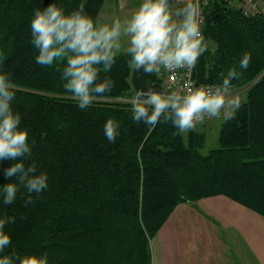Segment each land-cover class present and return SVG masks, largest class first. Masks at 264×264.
Wrapping results in <instances>:
<instances>
[{
  "label": "trees",
  "instance_id": "trees-1",
  "mask_svg": "<svg viewBox=\"0 0 264 264\" xmlns=\"http://www.w3.org/2000/svg\"><path fill=\"white\" fill-rule=\"evenodd\" d=\"M105 0H0V73L16 85L12 107L21 115L38 172L48 187L31 194L21 185L15 202L3 203L4 175L14 161H0V218L11 244L3 255H47L48 264H151L150 239L173 208L225 195L264 216V15L245 16L238 0H207L203 35L207 51L193 68L197 83L232 84L245 97L235 118L222 121L218 146L202 153L205 133L177 134L170 122L149 128L132 119L127 99L149 87L163 90L157 74L131 72L124 51L108 76L114 88L81 110L63 89L57 66L35 62L30 22L35 9L54 3L65 13L85 5L95 22ZM249 53V67L239 61ZM101 74V80L104 77ZM249 85L248 87H246ZM246 87L244 90L243 88ZM240 91V92H241ZM120 123L115 143L104 135L107 119Z\"/></svg>",
  "mask_w": 264,
  "mask_h": 264
},
{
  "label": "clouds",
  "instance_id": "clouds-1",
  "mask_svg": "<svg viewBox=\"0 0 264 264\" xmlns=\"http://www.w3.org/2000/svg\"><path fill=\"white\" fill-rule=\"evenodd\" d=\"M203 23L199 0H140L138 7L123 19L109 23H97L85 12V5L66 14L62 7L52 3L43 10L35 9L30 22L31 43L38 51L36 64L42 67L57 66L64 81L63 89L78 102L81 110L90 107L98 98H106L114 88L110 73L122 48L130 56L131 72L159 74L162 70L174 73L179 69L189 72L197 66L208 45L201 32ZM126 45V47H124ZM251 61L245 53L239 61L241 69H247ZM104 77L101 80V74ZM222 83L194 87L191 81L184 90H137L127 99L131 105L132 119L143 122L149 128L161 122H170L177 134L196 130L208 118L224 122L235 118L242 106V97L232 91V80L241 73L230 69ZM16 85L10 74L0 73V161L11 160L4 175L8 179L18 177L19 183L3 186V203L11 205L22 185L28 198L25 206L33 202L32 195L40 194L48 187L46 172H38L35 162L26 164L32 156L33 140L29 142L27 128H22L21 115L15 112ZM120 123L107 119L104 135L115 143ZM13 217L0 218V253L11 244L5 226L14 223ZM0 264H48L47 255H3Z\"/></svg>",
  "mask_w": 264,
  "mask_h": 264
},
{
  "label": "crops",
  "instance_id": "crops-1",
  "mask_svg": "<svg viewBox=\"0 0 264 264\" xmlns=\"http://www.w3.org/2000/svg\"><path fill=\"white\" fill-rule=\"evenodd\" d=\"M149 245L151 264H264V216L221 194L182 202Z\"/></svg>",
  "mask_w": 264,
  "mask_h": 264
},
{
  "label": "rangeland",
  "instance_id": "rangeland-1",
  "mask_svg": "<svg viewBox=\"0 0 264 264\" xmlns=\"http://www.w3.org/2000/svg\"><path fill=\"white\" fill-rule=\"evenodd\" d=\"M140 0H105L101 7L97 23H111L114 19H123L129 16L139 5ZM126 47V45H124ZM123 51V48L121 52ZM241 90H235V94L245 97V94ZM222 119L208 118L202 124L197 125L196 130L205 133L204 146L201 148V152L205 153L211 148L218 146V132L222 124ZM187 135V134H185Z\"/></svg>",
  "mask_w": 264,
  "mask_h": 264
},
{
  "label": "built area",
  "instance_id": "built-area-1",
  "mask_svg": "<svg viewBox=\"0 0 264 264\" xmlns=\"http://www.w3.org/2000/svg\"><path fill=\"white\" fill-rule=\"evenodd\" d=\"M239 6L241 8V12L245 16L251 15H264V9L259 6L257 0H238ZM200 6L202 8V17L204 22V14H203V6L207 3V0H199ZM203 23L201 25V32ZM157 76L161 79V85L163 90L167 89L169 91H183L184 85L188 81L192 82L194 87H199L201 85H213L219 83H197L196 80L193 78V69L189 72L187 69H179L176 70L174 73L167 72L162 70L161 73L157 74ZM233 88L232 91L235 94L236 88L232 84Z\"/></svg>",
  "mask_w": 264,
  "mask_h": 264
},
{
  "label": "water",
  "instance_id": "water-1",
  "mask_svg": "<svg viewBox=\"0 0 264 264\" xmlns=\"http://www.w3.org/2000/svg\"><path fill=\"white\" fill-rule=\"evenodd\" d=\"M171 2H172V0H169V3H170V4H171ZM248 86H249V85H247L246 87H248ZM246 87H244L243 90H244Z\"/></svg>",
  "mask_w": 264,
  "mask_h": 264
}]
</instances>
